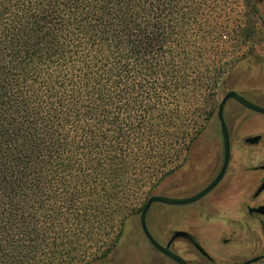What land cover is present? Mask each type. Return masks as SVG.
<instances>
[{
    "label": "trees",
    "instance_id": "16d2710c",
    "mask_svg": "<svg viewBox=\"0 0 264 264\" xmlns=\"http://www.w3.org/2000/svg\"><path fill=\"white\" fill-rule=\"evenodd\" d=\"M232 1L0 0V264L114 256L207 128Z\"/></svg>",
    "mask_w": 264,
    "mask_h": 264
},
{
    "label": "rangeland",
    "instance_id": "374dc122",
    "mask_svg": "<svg viewBox=\"0 0 264 264\" xmlns=\"http://www.w3.org/2000/svg\"><path fill=\"white\" fill-rule=\"evenodd\" d=\"M249 2L250 6L244 4L243 0L232 1L231 16L229 18L222 16L217 19L218 25L221 26L230 22L233 31L223 32L222 42L219 43L216 59L220 61V71L216 95L211 97L209 105L204 106L201 115L202 123L207 124V128L191 145L189 156L182 167L162 181L154 189L152 195L188 194L205 180L206 175L199 169V166L202 162L207 163L212 158L222 156L221 136L220 139L215 137L213 129L216 124L219 128L217 107L226 91L235 90L249 101L264 107V0H249ZM232 56L234 57L231 58ZM224 113L232 134V156L238 158L235 160L246 162L253 160L256 165L264 162V114L249 110L233 99L227 101ZM215 118L217 122L214 123ZM258 134L261 135L259 142L254 144L244 142L245 137ZM148 186H145L142 189L143 192L139 193V203L142 202L144 191ZM261 198L264 199V196ZM226 204L227 202L223 201L218 206V215L227 213L229 208ZM169 209L161 203H153L149 212V222L153 226L160 225L167 228ZM138 216L137 212L126 220L125 236H122L121 246L112 257L110 264H170L147 242L140 231ZM133 218L135 221H132ZM230 222H232V217ZM121 228L122 225L114 226L106 236L107 238H102L96 244L95 251H101L103 247L110 245L116 233L120 234ZM246 231H248L247 227L243 228L241 234L232 240L231 249L234 247L242 249L244 247L242 245L247 244L249 239L253 240V236ZM254 237L256 243L262 238L258 226L255 227ZM213 241L207 238L205 242L213 246ZM260 250L263 252L264 246ZM245 259L241 258L238 262ZM217 261L220 263L222 260L217 258ZM250 264H264V257Z\"/></svg>",
    "mask_w": 264,
    "mask_h": 264
},
{
    "label": "flooded vegetation",
    "instance_id": "af4514ba",
    "mask_svg": "<svg viewBox=\"0 0 264 264\" xmlns=\"http://www.w3.org/2000/svg\"><path fill=\"white\" fill-rule=\"evenodd\" d=\"M224 119L229 133L230 158L222 178L204 196L194 202L174 205L161 203V205L170 208L167 228L160 225L153 226L149 222L151 207L146 216L147 227L155 240L162 246H168L170 251L181 256L187 264H250L264 257V251L260 250L264 246V215L251 210L259 205H264V199L261 198L264 196V188L257 192L264 180V162L256 165L253 160L247 162L235 160L238 158L232 156L233 140L225 113ZM245 138L244 142H246ZM222 162L223 149L221 157L212 158L207 163L202 162L203 165L199 166V169L206 175L205 180L188 194L169 196L188 197L198 193L213 181ZM223 201L227 202L226 205L229 209L225 215H218V206ZM231 217L232 222L229 223ZM138 221L140 231L143 233L140 225V213ZM256 226L259 227L262 235L260 242L257 243L254 237ZM245 227L248 230L246 232L253 236V240L249 239L247 244L242 245L244 246L242 249L238 247L231 249L232 240L236 239ZM207 238L214 240L213 246L205 242ZM146 240L156 253L168 260L170 264H179L155 248L147 238ZM217 258L222 261L218 263ZM241 258L246 259L238 262ZM111 261L112 257L108 261L98 264H110Z\"/></svg>",
    "mask_w": 264,
    "mask_h": 264
},
{
    "label": "water",
    "instance_id": "95a60500",
    "mask_svg": "<svg viewBox=\"0 0 264 264\" xmlns=\"http://www.w3.org/2000/svg\"><path fill=\"white\" fill-rule=\"evenodd\" d=\"M229 99L235 100L237 103H239L240 105L244 106L245 108L249 110L264 114L263 106L257 105L249 101L243 95H241L235 90H228L223 94L221 100L219 101L218 108H217V118L220 123V130H221V136H222L223 162H222V166L218 174L213 179V181L210 184H208L204 189L199 191L198 193L188 196V197H172V196L161 195V194H153L148 197V199L146 200L144 206L142 207L140 211V225H141V228H142V231L145 237L149 240V242L155 248H157L158 250H160L161 252L169 256L170 258L174 259L179 264H187V262L181 256L170 251L168 246L166 247L162 246L160 243L157 242V240H155V238L152 236V234L150 233L147 227L146 216L153 203H163L167 205H171V204L174 205V204H188V203L194 202L200 199L202 196H204L222 178L226 170L227 164L229 162V158H230L229 133H228L227 125L225 123V119H224V108H225L226 102ZM260 138H261V135L248 136L245 138V141L247 143L254 144V143H257ZM263 188H264V180L261 183L260 187L257 189V192H259ZM251 210H254L257 213L264 215V205H259L257 207L252 208ZM180 234H184V233H180Z\"/></svg>",
    "mask_w": 264,
    "mask_h": 264
}]
</instances>
